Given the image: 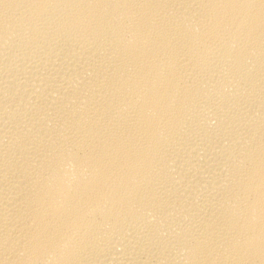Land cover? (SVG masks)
Returning <instances> with one entry per match:
<instances>
[{
  "label": "bare ground",
  "instance_id": "bare-ground-1",
  "mask_svg": "<svg viewBox=\"0 0 264 264\" xmlns=\"http://www.w3.org/2000/svg\"><path fill=\"white\" fill-rule=\"evenodd\" d=\"M0 264H264V0H0Z\"/></svg>",
  "mask_w": 264,
  "mask_h": 264
}]
</instances>
